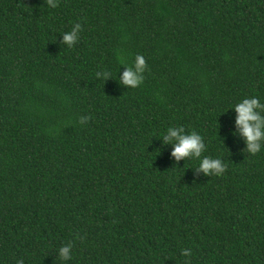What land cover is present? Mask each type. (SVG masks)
Returning <instances> with one entry per match:
<instances>
[{
  "label": "trees",
  "instance_id": "trees-1",
  "mask_svg": "<svg viewBox=\"0 0 264 264\" xmlns=\"http://www.w3.org/2000/svg\"><path fill=\"white\" fill-rule=\"evenodd\" d=\"M253 95L264 0H0V264H264V151L230 108ZM170 126L225 171L174 160Z\"/></svg>",
  "mask_w": 264,
  "mask_h": 264
},
{
  "label": "clouds",
  "instance_id": "clouds-1",
  "mask_svg": "<svg viewBox=\"0 0 264 264\" xmlns=\"http://www.w3.org/2000/svg\"><path fill=\"white\" fill-rule=\"evenodd\" d=\"M47 6L57 7V0H47ZM82 30L80 23H75L69 31L62 33V43L69 48L73 47L79 40V34ZM117 59L120 65L125 66V70L119 76V81L126 88H137L144 80L146 70V61L140 54L135 55L131 66H126L124 61ZM110 74L106 71H100L96 74L97 78L107 79ZM234 113V130L243 139L245 151L251 155L264 151V102L262 98L255 95L244 97L239 102L230 107ZM164 143L171 145L170 155L176 161L184 158L198 160L196 169L204 175H221L226 165L220 158L202 156L206 145L202 136L196 131L186 132L182 126H170L161 134ZM73 245L65 243L58 249L59 259L69 261L73 258ZM180 254L185 257V264H190L188 257L191 256V249L182 248Z\"/></svg>",
  "mask_w": 264,
  "mask_h": 264
}]
</instances>
